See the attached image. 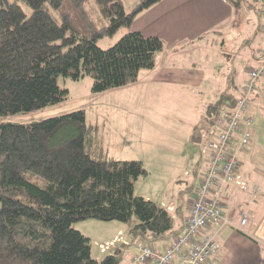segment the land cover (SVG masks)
<instances>
[{
  "label": "trees",
  "instance_id": "obj_1",
  "mask_svg": "<svg viewBox=\"0 0 264 264\" xmlns=\"http://www.w3.org/2000/svg\"><path fill=\"white\" fill-rule=\"evenodd\" d=\"M159 1L140 0L126 11L123 0H95L108 20L100 23L89 0H0V115L65 100L69 88L59 84V75L76 80L91 74L94 92L136 81L142 69L155 66L165 43L131 26ZM122 26L128 30L113 45H98V38ZM237 96L222 93L203 122H211L224 105L231 108ZM64 126L75 132L53 139ZM92 143L82 107L27 122L1 120L0 264H121V249L101 259L92 256L90 237L72 226L80 219L135 218V240L178 232L167 208L135 193V180L147 172L143 161L104 156L100 142Z\"/></svg>",
  "mask_w": 264,
  "mask_h": 264
},
{
  "label": "rangeland",
  "instance_id": "obj_2",
  "mask_svg": "<svg viewBox=\"0 0 264 264\" xmlns=\"http://www.w3.org/2000/svg\"><path fill=\"white\" fill-rule=\"evenodd\" d=\"M139 1L123 0L126 11H131ZM20 3L28 13L32 11L31 6L26 2L20 1ZM254 5L258 8L259 2H254ZM87 6L96 19L100 18V23H107L108 20L103 18L95 0H89ZM127 30V27L122 26L115 34L98 38L97 43L107 48ZM229 38H233L232 33ZM255 43L260 45L257 38ZM217 44L218 41L215 40V45ZM218 49L202 48L198 51L200 58L180 60L186 64L196 62L204 67L207 74L212 77L208 79L212 85L210 88L202 89L199 95L190 96L193 99V105L184 98L188 96L185 92L162 96H155L151 93L138 95L135 90H124L119 87L115 90L113 88L103 92H94L91 74H85L76 80L69 76L59 75V84L69 88L68 97L65 100L31 111L7 116L0 115V122L3 119L27 122L80 107L85 108L86 130L93 142L92 146H96L98 141L103 139L104 156L143 159L147 172L135 180V193L154 200L178 218V212L184 213L194 196L207 163L205 155L198 146L200 138L198 128L206 121L208 104H213L220 97V95L211 94V91L209 93L208 90L213 89L218 94L224 91L232 92L244 71L252 65L242 58H235L236 66L232 70L234 76L230 81L231 85L225 87V80L214 78L215 73L219 76V73L223 71L221 69H224V63L227 61L224 59L222 62L219 61L227 53L220 49V46ZM160 52L156 54L157 58ZM210 53L220 64L216 62L210 65L206 62ZM227 55L230 57L229 54ZM234 57V54L231 55V58ZM259 96L260 100L251 98L250 101L252 110L255 109L253 128L257 134L254 138L255 146L249 149L242 159L241 171L247 177L254 173H264V94H259ZM122 104L126 107H114V105ZM224 109L229 108L224 105ZM124 126L125 129H131V133L123 136L115 133V130H123ZM74 132L73 127L64 126L57 131L53 139L65 138ZM89 150L93 151L92 148ZM241 154L242 152L239 154V161ZM92 155L100 156L98 152H93ZM33 178L41 184L44 182L39 176ZM108 222L111 221L89 218L76 220L72 222V226L78 227L77 229L81 228L80 230L85 231L90 237L94 258H101L105 252H115L116 249H121L123 256L120 263L128 264L131 256L129 248L135 240L133 239L135 232L129 227L130 224L136 223L137 219L134 218L130 223L118 220L114 221L115 223ZM166 238H156L155 241L166 240ZM151 243L154 245V241Z\"/></svg>",
  "mask_w": 264,
  "mask_h": 264
},
{
  "label": "crops",
  "instance_id": "obj_3",
  "mask_svg": "<svg viewBox=\"0 0 264 264\" xmlns=\"http://www.w3.org/2000/svg\"><path fill=\"white\" fill-rule=\"evenodd\" d=\"M253 1L256 2V0H160L143 10L135 17L131 28L148 36L162 38L165 46L159 53V57H156L154 67L142 69L136 81L119 88L135 90L138 95L151 93L155 96H162L185 92L188 96L184 98L193 105V99L190 96L192 94L199 95L202 89L210 88L212 85L208 79L210 80L212 77L207 74L204 67L196 62L186 64L180 60L200 58L198 55L200 49L210 47L213 50H219V46L230 57L225 54L219 60L221 62L223 59L227 61H225L224 69H221L223 71L219 73V76L214 70V78L225 80L224 86L229 87L234 76L232 70L236 66L235 58H242L249 64H254L255 60L262 55L263 41L259 32L262 6L259 3L257 8ZM230 33L233 34V38H229ZM256 38L260 45L255 43ZM215 40L218 41L217 45H215ZM233 54L235 57L231 58ZM209 55L206 60L208 64L219 63L216 57L212 56L211 53ZM248 69L244 71L232 92H236L238 95L241 93V87L248 75ZM216 85L218 84L216 83ZM210 91L213 95L231 93L224 91L218 94L213 89L208 90L209 93ZM259 94H264V77L257 81V87L251 98L260 100ZM114 107L122 108L126 105H114ZM252 114L254 117L255 109L252 110ZM125 128L124 126L123 130H115V133L121 136L131 133V129ZM256 134L257 131L254 129L252 145L240 156L239 180L259 183L261 193L258 197H253L249 192L234 189L233 198L228 202L229 206L225 207V210L229 211L231 206L239 205L250 213L252 220L243 229L238 228L240 216L237 212L234 215L233 224H227L221 228L215 223L211 224L210 231L218 230L217 239L220 244V251L208 259L206 264H264V173H254L247 177L241 171L243 155L255 146ZM99 142V147L105 152L104 140L101 139ZM112 157L115 158V156ZM116 159L125 158L116 157ZM137 159L140 158L137 157ZM195 194L196 190L192 199ZM192 199L185 212H178V218L175 217L176 226L179 230L171 236L184 231ZM114 221L116 220H111L108 223H115ZM129 228L131 230V226ZM171 236L167 237L166 240H154V246L163 250ZM137 240H133V242ZM133 251H129L131 256L128 264H131ZM107 254L105 252L103 257Z\"/></svg>",
  "mask_w": 264,
  "mask_h": 264
},
{
  "label": "built area",
  "instance_id": "obj_4",
  "mask_svg": "<svg viewBox=\"0 0 264 264\" xmlns=\"http://www.w3.org/2000/svg\"><path fill=\"white\" fill-rule=\"evenodd\" d=\"M256 1L262 6L259 24L262 55L248 69L234 105L217 114L211 122L203 123L199 130L198 146L207 163L190 203L185 229L171 236L163 250L150 240L135 241L129 248L134 250L131 264H206L220 251L218 230L210 231L211 224L219 228L233 224L237 212L238 228L243 229L252 220L250 213L239 205L231 206L229 211L225 207L229 206L234 189L249 192L253 197L261 193L259 183L239 180V154L252 145L254 136L251 96L257 81L264 77V0Z\"/></svg>",
  "mask_w": 264,
  "mask_h": 264
}]
</instances>
